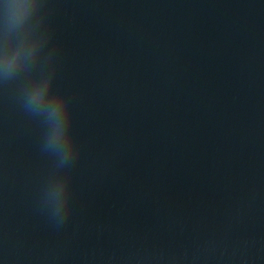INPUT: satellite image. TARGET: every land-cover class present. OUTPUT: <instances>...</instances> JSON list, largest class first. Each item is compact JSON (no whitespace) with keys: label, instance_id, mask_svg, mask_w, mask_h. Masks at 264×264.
<instances>
[{"label":"water","instance_id":"95a60500","mask_svg":"<svg viewBox=\"0 0 264 264\" xmlns=\"http://www.w3.org/2000/svg\"><path fill=\"white\" fill-rule=\"evenodd\" d=\"M42 13L78 154L57 169L0 85V264H264V0ZM54 174L70 176L62 217Z\"/></svg>","mask_w":264,"mask_h":264},{"label":"clouds","instance_id":"9594fccd","mask_svg":"<svg viewBox=\"0 0 264 264\" xmlns=\"http://www.w3.org/2000/svg\"><path fill=\"white\" fill-rule=\"evenodd\" d=\"M46 0H2L0 3V85L15 84L18 100L44 127L42 151L55 167L69 166L78 154L72 129L71 95L54 91L56 68L45 55L49 39L41 30ZM70 176L54 174L47 197L55 216L62 217L69 201Z\"/></svg>","mask_w":264,"mask_h":264}]
</instances>
